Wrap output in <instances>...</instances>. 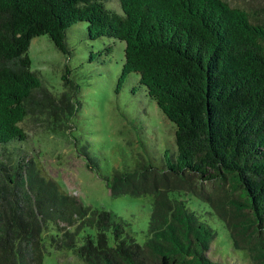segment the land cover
Returning a JSON list of instances; mask_svg holds the SVG:
<instances>
[{"label": "trees", "instance_id": "trees-1", "mask_svg": "<svg viewBox=\"0 0 264 264\" xmlns=\"http://www.w3.org/2000/svg\"><path fill=\"white\" fill-rule=\"evenodd\" d=\"M107 1L0 0V264H44L51 248L86 264H241L209 249L244 211L261 236L241 243L237 231L230 244L264 264V4L119 0L116 10ZM79 21L91 38L125 41L116 89L136 72L175 124L162 148L155 131L138 128L148 155L103 173L113 194L154 195L142 242L125 218L62 190L36 163L29 131L73 132L81 100L68 69L55 92L31 68V39L46 33L70 53L67 31ZM74 142L89 156L79 135ZM210 181L229 188L228 205L207 193Z\"/></svg>", "mask_w": 264, "mask_h": 264}, {"label": "rangeland", "instance_id": "rangeland-1", "mask_svg": "<svg viewBox=\"0 0 264 264\" xmlns=\"http://www.w3.org/2000/svg\"><path fill=\"white\" fill-rule=\"evenodd\" d=\"M229 1L246 7L264 4V0ZM107 5L121 10L119 0H108ZM86 26V21H79L68 29L66 39L70 53L59 50L46 33L31 39L28 49L31 68L55 92L64 87L61 75L68 69V75L79 82L78 97L81 100L73 132H55L41 126L29 131L38 149L36 163L40 173L53 178L62 190L77 194L86 204L107 208L125 218L142 242L147 237L154 195L131 192L113 194L103 173H111L114 167L121 166L125 156L134 161L132 155H136L137 151L148 155L147 149L138 141V128L155 131L157 136L154 132L151 136L158 138L157 144L162 148L166 138L173 137L175 124L154 100L146 96L145 88L137 83L136 72H130L121 88L116 89L124 60L125 41L108 36L91 38L86 33ZM110 44L112 47L108 50ZM133 85L136 87L135 93L132 92ZM74 134L79 135L85 143L89 156L78 152ZM183 185L192 187V177H187ZM204 187L211 198H225L224 202L228 205V198L232 195L229 188L216 181L206 182ZM205 206L208 208V205ZM248 214L244 211L233 218L239 220V224L229 221L231 231L220 227L209 249L213 258L224 257L229 261L240 259L241 264H252L247 250L233 248L230 244L231 234L237 231L241 232L238 238L241 243L242 234L253 242L260 238L261 233L248 225L249 220L245 221ZM237 253H240V257ZM44 264L86 263L72 249L51 248L45 254Z\"/></svg>", "mask_w": 264, "mask_h": 264}]
</instances>
